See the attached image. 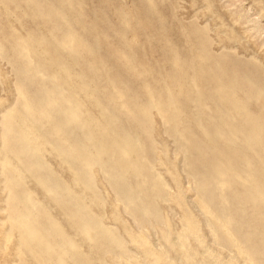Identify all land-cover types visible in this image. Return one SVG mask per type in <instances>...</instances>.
<instances>
[{
	"label": "rangeland",
	"instance_id": "374dc122",
	"mask_svg": "<svg viewBox=\"0 0 264 264\" xmlns=\"http://www.w3.org/2000/svg\"><path fill=\"white\" fill-rule=\"evenodd\" d=\"M23 1L0 0V30L7 29L10 32H16L19 37L28 38L26 45L29 47L31 45L33 54L37 55L41 62L49 61L54 66L53 70L60 72L58 64L64 63L65 69L71 71V80L76 77V71L71 69L77 68L84 74L88 73L87 75L94 78L98 84L110 81L116 88L122 90L125 97L134 95L140 98L141 102H144L142 99L146 85L147 88L157 89L159 92L158 90L164 84L168 86L173 84L175 90L172 92L179 96L176 80L184 84V93L185 83L194 82L198 96L201 93L202 107L204 106L199 112L201 126L210 130L216 125L217 117L220 118L219 113L225 117L224 113L229 111L233 116L231 122L236 132V134L232 133L233 145L239 153L244 155V159L249 160L250 169L257 173L264 184V0H70V4L64 0H32L31 3L37 5V12L32 11V8ZM68 30L75 32L85 45V50H80L77 58L74 55L69 58L65 55L66 58H64L48 45L43 52L42 43L37 42L38 44L34 45L32 43L35 42L34 37L30 39L27 37V35L39 36L38 38L45 44H52L55 40L62 38ZM2 42L0 44L8 50L3 52L4 54L0 53V75H2L0 76V118L5 116L7 108L9 111L18 106L16 75L11 68L12 64L7 59L10 57L9 53L15 54L11 50L10 43L6 40V43ZM35 56L32 58L34 59ZM103 89L107 91L104 87ZM104 90L101 91L98 88V92L100 94L103 92L105 97ZM79 96L81 97V94ZM177 98L179 108L183 112L178 118L179 124H182L191 136L196 137L199 143L211 153L213 149L210 142L196 131L195 113H192L189 108V100L185 97ZM81 100L84 102L85 111L90 113L89 117L95 118L97 112L92 107V101L84 97H81ZM232 107L240 109V114L231 112ZM16 115L18 119L15 116L13 121L16 120L19 124L22 117L21 114ZM56 117L62 118L63 115L57 113ZM248 119L255 121L259 129L257 141L250 142L249 147H246L243 130L246 129L248 135L247 128L252 127ZM160 120L157 111H153L150 122V124L154 123V125L151 124L153 143L150 142V153L147 150V156L149 155L147 160L148 164L155 167L156 172L158 171L160 180L165 182H163L164 185L166 184L165 191L157 200L155 213L150 215L149 211L146 219L141 218V212L147 208L144 205L145 201L128 205L125 199L120 198V201L116 202L114 193L117 191L114 192V185L112 187L110 183L108 184L105 174L96 169L92 184H96L94 186L98 189V194L103 196L102 202L106 200L105 208H100L98 211L102 215L101 223L113 229L112 233L121 235L123 239L120 236L119 240L121 239V245L125 248L123 250L130 252H128L129 255L124 256L120 251L115 252L112 249L113 253L101 255L98 250L94 253L96 255L89 253L76 255L80 262L83 259L87 264H179L173 244L184 217L192 220V226L194 230H197L196 236L202 239L204 247L208 246L211 250L217 248L218 245L212 242L213 237L206 224L201 201L196 198L195 188L189 182L182 155L176 151L178 145L176 139L173 141L174 129L169 126L170 124L163 125ZM1 121L0 133L3 129ZM231 122L227 121L228 124ZM175 131L178 132L177 125ZM249 138L253 139L252 136ZM0 149V177L2 176L0 178V264H18L17 251L14 248L15 239L8 242L9 240L6 241L4 238L7 227L9 228V223L6 224L5 220L8 190L5 188L4 176H7V172L4 168V158L8 156L10 163H13L12 166L23 176L18 175L22 181L15 189L16 195H19L22 190L32 189L30 190L31 198H35L41 206L46 205L42 209L51 217L61 221L62 213L61 210L56 209L55 202L49 200L50 198L48 200L44 198L46 195L42 189L35 188L37 181L29 177L19 162L2 148L1 140ZM47 151H40L39 157L54 174V177L48 179L50 181L48 183L59 180L72 182L67 165L53 159L52 156L51 161H48L47 158H50L51 154H46ZM131 157L133 162L134 155ZM103 160L105 159L100 161ZM171 166L177 171L174 178L169 175ZM18 173L16 171V175L13 176L17 177ZM196 173L199 171L196 170ZM25 174L30 179L26 180ZM228 186L236 194H241L240 192L244 189L237 180L230 179ZM249 189L250 186L246 184L244 202L246 215L243 214V217L247 219V222L252 223V214L256 211L252 199L257 200L259 196L254 190ZM59 197L62 200L61 196ZM51 204L58 211H55ZM236 205L229 200L227 203L219 204L218 207L220 206L227 217L229 213V216L234 217ZM48 207L51 208L47 210ZM261 219L264 221V213ZM233 226L235 227V224L232 222V228ZM261 226L264 227V223ZM243 228L241 227V231L234 232L238 243L242 240L246 241V230ZM69 238L82 247L81 253H85V250L92 247V243L91 245L79 244L76 233ZM255 239L258 241L257 235ZM218 244L226 255L234 251V248L227 245L223 239H220ZM92 249L96 251L94 247ZM202 249L203 247L194 248L196 258L188 255L194 263L196 259L203 256L200 254ZM114 252L120 254L115 256ZM159 254L166 256L167 261L163 255ZM259 260L264 262V255L258 258L252 257L250 262L246 261V264H259ZM241 262L238 263L243 264ZM196 264H199V261Z\"/></svg>",
	"mask_w": 264,
	"mask_h": 264
},
{
	"label": "bare ground",
	"instance_id": "6f19581e",
	"mask_svg": "<svg viewBox=\"0 0 264 264\" xmlns=\"http://www.w3.org/2000/svg\"><path fill=\"white\" fill-rule=\"evenodd\" d=\"M23 2L27 3L32 11H38L37 5L31 3L32 0ZM64 2L70 4V0H64ZM27 37L29 39L34 37L35 42H32L34 45L42 43L43 52L47 45L52 46L64 58H66L65 55L68 58L71 55L77 58L79 51L85 50L83 41L81 42L78 35L76 36L71 30L52 44H45L42 39L38 38L39 36L27 35ZM27 39L19 37L16 32H10L7 29L0 30V43L1 41L6 43V40L15 54L9 53L10 57L6 58L12 64L11 68L16 75V85H14L18 99L16 102L18 106L9 111L7 108L5 116L0 118L3 124L0 133L1 146L19 162L29 177L37 181L35 188L39 187L44 191L46 195L44 198L47 200L50 198L49 200L56 203V209L61 210L62 220H55L42 209L46 205L41 206L40 202L31 198L30 190L32 189L22 190L19 195H16L15 189L22 181L18 175L21 174L12 166L13 163H10L6 155L3 161L7 172V176L4 174L5 188L8 190L5 220L6 224L9 223V228L7 227L4 238L6 241L9 240L8 242L15 239L14 248L17 251L18 264H87L83 259L80 262L76 255H87L88 253L96 255L94 253L98 250L101 255H106L105 253L108 252L113 253V250L120 251L124 256L129 255L130 251L123 250L121 239L119 240L121 235L112 233L113 229L101 223L102 215L98 211L100 208H105L106 200L102 202L101 197L103 196L98 194V189L94 186L96 184L92 183L96 169L101 170L105 174L106 182L112 187L114 185V192H118V194L114 193L116 202L120 201V198L125 199L128 205L145 201L144 205L147 208L141 212V218L146 219L149 211L150 215L155 213L157 200L165 191L166 184L164 185L165 182L160 180L161 176L157 173L158 171L156 172L155 167L148 164L147 160L149 156H147V150L150 153L151 143H153L151 136L153 122L150 124L153 111H157L163 125L170 124L169 126L174 129L173 141L176 139L178 145L176 151L182 155L189 182L195 188L196 198L201 201L206 224L213 237L212 242L218 245L217 248L212 249L213 251L208 246L204 247L202 239L196 236L197 230H194L192 220L184 217L173 244L177 262L179 264H196L198 261L199 264H239L242 261L241 263L246 264V261L250 262V258L264 255V227L261 226L264 223L261 219L264 213V184L257 173L250 169L249 160L244 159V155L239 153L233 145L232 133L236 134V132L231 122L233 116L229 111L224 113L225 117L219 113L220 118L217 117L216 125L206 130L199 120L202 98L200 92L198 96L194 82L185 83L184 93V84L176 80L179 96L173 94L172 91L175 90L173 84L171 86L164 84L158 90L159 92L157 89L147 88L146 85L142 99L144 102H141L140 98L134 95L129 98L125 97L122 90L116 88L110 81L98 84L94 78L87 75L88 73L84 74L77 68L71 69L76 71V77L71 80V71L65 69L64 63L58 64L60 72L53 70L54 66L49 61L41 62V59L39 60V57L33 54L31 45L30 47L26 45ZM7 50L0 44V53L7 52ZM33 56H35L34 59ZM98 88L105 91V97L103 92L101 94L98 92ZM80 94L86 100L92 101V107L97 112L95 118H90V113L85 111ZM177 97H185L189 100V108L192 113H195L197 120H194L196 131H199L200 136L210 142L213 149L211 153L199 143L196 137L191 136L182 124H179L178 118L183 112L179 108ZM239 110L232 107L230 111L239 115ZM57 113L62 114L63 117L57 119ZM16 114H21L22 117L21 120L19 119V124L16 120L13 121ZM248 122L252 126L247 128L248 135L253 139L246 134V129L243 130L246 147H249L250 142L257 141V130L259 129L252 119H248ZM176 125L178 132L175 131ZM44 150H48L46 154H51L50 158L46 156L48 161L53 158L67 165L69 170L67 172L71 175L72 182L59 180L48 183V179L54 177V174L39 157V152ZM132 155L135 159L133 162ZM102 159L105 160L101 162ZM171 168L172 170L168 172L171 178H174L177 171L173 166ZM196 170L199 173H196ZM16 171L18 174L14 177ZM26 174L25 179H30ZM230 179L237 180L238 184L244 188L241 194L234 193L228 186ZM246 184L250 186L249 190H254L259 196L257 200L252 199L256 210L252 214L254 217H252V223L247 222V219L243 217V214L246 215L244 211L246 209L244 205L246 204L244 203ZM229 200L237 204L234 217L229 216L230 213L227 217L220 206L218 207L219 204L222 205ZM61 201L62 203H59ZM50 208L48 207L47 210ZM56 209L55 211H58ZM232 222L235 224L233 228ZM241 227L246 230V241L242 240L238 243L234 232L241 231ZM75 233L79 238V244L91 245L92 243V247L89 245L85 253H81L83 250L80 245L70 240L69 237ZM256 235L258 241L254 240ZM121 238L123 239L122 236ZM220 239L234 248L232 254L226 255L219 247ZM122 242L125 243L123 240ZM93 247L96 251L92 249ZM195 247H203L200 252L203 256L196 259V263L188 256L193 255L191 257L194 258V255H197L194 253ZM115 252L116 256L119 252L117 254ZM163 257L167 261L166 256L163 255ZM259 264H264V262L259 260Z\"/></svg>",
	"mask_w": 264,
	"mask_h": 264
}]
</instances>
